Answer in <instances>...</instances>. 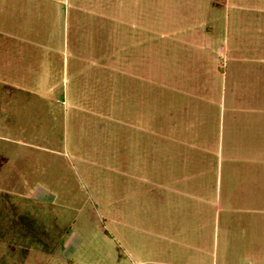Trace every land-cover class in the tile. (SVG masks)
<instances>
[{
	"label": "rangeland",
	"instance_id": "374dc122",
	"mask_svg": "<svg viewBox=\"0 0 264 264\" xmlns=\"http://www.w3.org/2000/svg\"><path fill=\"white\" fill-rule=\"evenodd\" d=\"M260 77L264 0H0V264H264Z\"/></svg>",
	"mask_w": 264,
	"mask_h": 264
},
{
	"label": "crops",
	"instance_id": "0c3cea01",
	"mask_svg": "<svg viewBox=\"0 0 264 264\" xmlns=\"http://www.w3.org/2000/svg\"><path fill=\"white\" fill-rule=\"evenodd\" d=\"M226 4H227V0H226ZM225 4V6H226ZM224 6V7H225ZM251 74L247 71H241L240 73V86L244 83L246 79V77H250ZM261 78V81L264 82V80ZM249 90H244L242 89V92H248ZM247 126V130L249 133H251V131L255 132L253 134V136L251 138H249V143H247V145H251V146H256L259 143H262L264 141V107L261 108H256L254 111L250 110V112L247 114V118L246 120H241L240 121V127L241 126ZM259 139L257 140V136H259ZM254 138V139H253ZM251 139V140H250ZM263 157H264V153H263ZM264 164V161H263Z\"/></svg>",
	"mask_w": 264,
	"mask_h": 264
},
{
	"label": "trees",
	"instance_id": "16d2710c",
	"mask_svg": "<svg viewBox=\"0 0 264 264\" xmlns=\"http://www.w3.org/2000/svg\"><path fill=\"white\" fill-rule=\"evenodd\" d=\"M209 6L217 11L223 10L226 4V0H207Z\"/></svg>",
	"mask_w": 264,
	"mask_h": 264
}]
</instances>
